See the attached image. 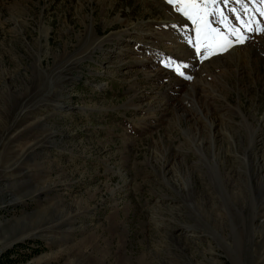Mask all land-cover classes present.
I'll list each match as a JSON object with an SVG mask.
<instances>
[{
  "label": "rangeland",
  "instance_id": "374dc122",
  "mask_svg": "<svg viewBox=\"0 0 264 264\" xmlns=\"http://www.w3.org/2000/svg\"><path fill=\"white\" fill-rule=\"evenodd\" d=\"M202 7L227 51L165 0H0V264H264V4Z\"/></svg>",
  "mask_w": 264,
  "mask_h": 264
},
{
  "label": "snow or ice",
  "instance_id": "6c2138e0",
  "mask_svg": "<svg viewBox=\"0 0 264 264\" xmlns=\"http://www.w3.org/2000/svg\"><path fill=\"white\" fill-rule=\"evenodd\" d=\"M165 2L170 6H172L174 10L178 11L186 19L193 21L199 20L203 25L200 31L205 37L211 35L213 40H215L216 37H223L226 42L218 43L216 45L217 47L222 48L223 51H227L229 46H231L232 41L227 40V38L224 37V33H222L220 29L211 27V21L209 17L214 13L209 12L206 7H202V6L216 5V4L227 5L230 2V0H165ZM256 2L260 4H264V0H256ZM235 3L243 6L244 0H235ZM233 11L235 12L236 10L233 9ZM201 12H203V15H200ZM220 14L223 15V12L221 11ZM237 19H239V17H237ZM232 27H233L232 35H237V33H240L239 28H236L234 25ZM206 29L208 31H205ZM253 31L260 35H264V26H259L253 29ZM248 39H250V37L244 36L242 33H240V35L237 36V42L240 44L245 43ZM200 51H201L200 48L197 47L196 52L198 55L200 54ZM213 54H216V52L214 51ZM178 74L182 75V73H178ZM187 78L191 79V77H187Z\"/></svg>",
  "mask_w": 264,
  "mask_h": 264
},
{
  "label": "bare ground",
  "instance_id": "6f19581e",
  "mask_svg": "<svg viewBox=\"0 0 264 264\" xmlns=\"http://www.w3.org/2000/svg\"><path fill=\"white\" fill-rule=\"evenodd\" d=\"M88 49L91 50V47L90 48L88 47Z\"/></svg>",
  "mask_w": 264,
  "mask_h": 264
}]
</instances>
